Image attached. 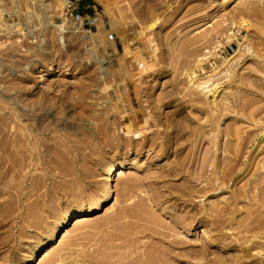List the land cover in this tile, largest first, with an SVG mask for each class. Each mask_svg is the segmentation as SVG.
<instances>
[{"label": "rangeland", "instance_id": "rangeland-1", "mask_svg": "<svg viewBox=\"0 0 264 264\" xmlns=\"http://www.w3.org/2000/svg\"><path fill=\"white\" fill-rule=\"evenodd\" d=\"M71 2L0 0V264H264V0Z\"/></svg>", "mask_w": 264, "mask_h": 264}, {"label": "bare ground", "instance_id": "bare-ground-1", "mask_svg": "<svg viewBox=\"0 0 264 264\" xmlns=\"http://www.w3.org/2000/svg\"><path fill=\"white\" fill-rule=\"evenodd\" d=\"M41 1V0H40ZM64 1V0H63ZM227 1H231V0H227ZM48 12H50V11H48ZM50 14V13H49ZM49 14H48V16H49ZM235 54V53H234ZM206 72H204L203 74H204V76L203 77H199L197 74H193L192 76H191V81L195 84V89H196V86L198 87V88H200L201 90H203L204 92H206L208 95H213V97H215V94H216V91H214V88L213 87H211L210 85H211V75L210 74H205ZM193 83H190V84H193ZM199 89V90H200ZM202 91V92H203ZM196 92V91H195ZM216 98V97H215ZM200 99V98H199ZM201 99H203V98H201ZM212 102H214L215 101V99H213V100H211ZM218 107H220V106H218ZM211 108V107H210ZM146 115V114H145ZM146 117V116H145ZM144 117V118H145ZM122 168H124V166H123V164L121 163H113V164H111V165H109L108 167H106L105 168V170L103 171V174H102V180H103V194H102V196L96 201V203L93 205V206H91L90 208H88L86 211H85V214H84V216H79V217H76V218H78V220H76V222H79L80 224H81V222H83V220L85 221V218H81V217H87V215H90L91 213H93L94 211H96V210H98L99 208H102V206L104 205V204H106L107 202H109V201H112V191H113V182H114V177H115V175L117 174V173H119L120 172V170L122 169ZM140 217V216H139ZM75 218V219H76ZM54 236H55V230L54 231H52L50 234H49V236H48V238H47V242H50V241H52L53 239H54ZM132 240V239H131ZM135 241V240H134ZM138 241V240H137ZM46 242V241H45ZM126 245V244H125ZM127 247L128 246H126L125 248L127 249ZM131 249H133V248H131ZM130 249V250H131ZM136 249V248H135ZM154 249V248H153ZM58 251V250H57ZM157 251V250H156ZM60 252V251H59ZM59 252H57V257H55L54 259H53V261L51 260V262H49L48 260H49V253L47 252V250H44V255H43V258H44V260H45V262L43 263V264H65L64 262H63V259H62V256H63V253H62V251H61V253H59ZM133 252V251H132ZM157 255H158V253L157 252H155ZM129 254H131V253H129ZM143 254V252H141V255ZM70 255V254H69ZM134 255V254H133ZM144 255V254H143ZM179 255V254H178ZM180 255H182V254H180ZM140 255H138L137 256V258L139 257ZM65 257V256H64ZM98 257V256H97ZM144 257V256H143ZM52 258V257H51ZM69 258V257H68ZM132 258H134V257H132ZM132 258H131V256H130V259H131V261H129L130 263H132ZM159 258H161V257H159ZM38 259V256H37V253L36 252H34V253H32L31 255H30V257H29V259H28V262L29 263H31V262H33V261H35V260H37ZM135 259V258H134ZM133 259V260H134ZM73 260V259H72ZM138 262H139V264H156L153 260H152V258H150V257H146V259L144 258V259H142V258H140V259H138L137 260ZM68 262V261H67ZM107 262V261H106ZM115 262V261H114ZM117 262V261H116ZM128 261H127V263H126V261L124 262L125 264H128L129 263ZM158 262V261H157ZM96 263V262H95ZM99 263V262H98ZM98 263H96V264H98ZM118 264V263H117ZM133 264H134V262H133ZM159 264H167L166 263V261H162L161 263L159 262Z\"/></svg>", "mask_w": 264, "mask_h": 264}, {"label": "built area", "instance_id": "built-area-1", "mask_svg": "<svg viewBox=\"0 0 264 264\" xmlns=\"http://www.w3.org/2000/svg\"><path fill=\"white\" fill-rule=\"evenodd\" d=\"M71 4H72L71 0H68V8H71Z\"/></svg>", "mask_w": 264, "mask_h": 264}, {"label": "crops", "instance_id": "crops-1", "mask_svg": "<svg viewBox=\"0 0 264 264\" xmlns=\"http://www.w3.org/2000/svg\"><path fill=\"white\" fill-rule=\"evenodd\" d=\"M91 5H87V7H90Z\"/></svg>", "mask_w": 264, "mask_h": 264}]
</instances>
